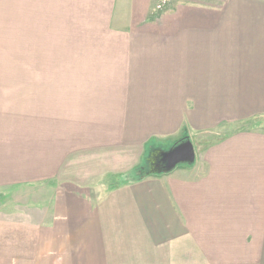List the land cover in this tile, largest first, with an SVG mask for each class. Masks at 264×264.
<instances>
[{"label":"crops","instance_id":"crops-1","mask_svg":"<svg viewBox=\"0 0 264 264\" xmlns=\"http://www.w3.org/2000/svg\"><path fill=\"white\" fill-rule=\"evenodd\" d=\"M263 118L264 0H0V264H264Z\"/></svg>","mask_w":264,"mask_h":264},{"label":"water","instance_id":"water-1","mask_svg":"<svg viewBox=\"0 0 264 264\" xmlns=\"http://www.w3.org/2000/svg\"><path fill=\"white\" fill-rule=\"evenodd\" d=\"M193 164L195 162V149L191 141H184L176 145L169 152L160 156L158 164L163 172L174 170L180 163Z\"/></svg>","mask_w":264,"mask_h":264},{"label":"rangeland","instance_id":"rangeland-1","mask_svg":"<svg viewBox=\"0 0 264 264\" xmlns=\"http://www.w3.org/2000/svg\"><path fill=\"white\" fill-rule=\"evenodd\" d=\"M160 1L161 0H152V4H154V6H155V4L156 5H159V3H160ZM260 122H264V118L263 119H261V120H258V121H255V122H253V124H251V126H257L258 125V123H260ZM263 126V127H262ZM261 127H262V129L264 128V124H262L261 125ZM226 128V127H225ZM225 128H223L224 130H221L219 133H215V136L213 135V136H210V135H208L207 137H206V140L205 141H203V144H198V142H196V143H192L193 144V146H194V149H195V157H196V155H197V159L198 160H200V158H201V156H202V154H203V152H204V150L207 148V146L210 144V143H212V142H214V141H217V140H221V139H223V135H225L226 133H228V132H233L232 130H234V129H236V128H229V129H225ZM168 145H170V146H167L166 148H165V150H166V152L165 153H167V152H169L171 149H172V147L173 146H171V145H174V143H172V144H168ZM196 151H197V153H196ZM185 164H187V165H189V163H180L179 165H178V167L179 166H183V165H185ZM146 171V170H145ZM13 199H15V198H13L12 196H10V195H5V193H2V194H0V204H4L3 202H6V201H12ZM2 202V203H1Z\"/></svg>","mask_w":264,"mask_h":264},{"label":"trees","instance_id":"trees-1","mask_svg":"<svg viewBox=\"0 0 264 264\" xmlns=\"http://www.w3.org/2000/svg\"><path fill=\"white\" fill-rule=\"evenodd\" d=\"M180 143H181V142H179L178 144H180ZM178 144H177V145H178Z\"/></svg>","mask_w":264,"mask_h":264}]
</instances>
